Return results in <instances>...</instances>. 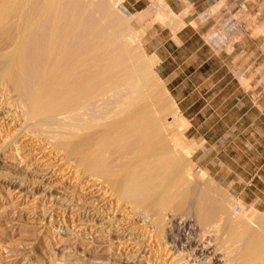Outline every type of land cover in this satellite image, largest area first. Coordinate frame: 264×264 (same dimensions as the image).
<instances>
[{
    "label": "rangeland",
    "instance_id": "obj_1",
    "mask_svg": "<svg viewBox=\"0 0 264 264\" xmlns=\"http://www.w3.org/2000/svg\"><path fill=\"white\" fill-rule=\"evenodd\" d=\"M94 1L119 17L128 29L127 35L132 41L136 40L133 42L134 50L138 57L143 58L139 57V61L149 64L155 81L152 91L159 87L162 89L159 88L165 102L164 110L167 109L165 115L175 117V130H180L175 132L179 143L176 161L179 159L180 167L177 174L184 175L185 170L188 171L192 179L187 182V187L191 185L188 188L206 195L203 205L207 210L203 215L208 219L199 223L195 218L197 220L193 222L199 223L202 231L208 228L205 233L209 231L213 237L209 244L218 250L212 248L211 252H217L216 256L222 253L219 259L228 256L217 264H236L237 245L229 243V231L225 230L241 225L247 227L250 219L264 217V211L253 210L237 202V188L227 186L229 181L236 179L235 164L231 161L233 151L224 161L223 152L227 146L234 148L237 141V109H234L237 105V81L228 83V80L233 75L237 77V65H241L240 73L247 77L253 72V64L257 63V73L264 75V0H237V9L236 3L231 1L228 5L232 13L235 11L233 19L231 13H220L217 16L220 25L212 28V20L199 19L195 31L187 29L184 32L185 43L182 46L177 45L179 43L174 36L179 28V18L168 10L167 4L159 1L152 4L156 8L151 12L128 16L121 10L120 0ZM202 4L200 7L208 5ZM144 6L145 3L140 4V7ZM166 25L169 31L162 28ZM253 55H256V60ZM250 56L252 58L249 59ZM251 85L255 91H264V81ZM259 96L262 98L264 95ZM259 100L264 101V98ZM4 114L10 116L11 113L5 108L0 110V264H216L213 254L210 255L212 260L205 255L192 262L186 257L190 254L188 248L179 253L171 250L166 238L178 235V230H175L178 226L171 225V221L179 217L183 220L185 214H180L184 212L175 209L174 213L173 207L167 208L168 211L160 210L161 214L156 215L159 209L157 212L156 207H152L151 199L152 203L148 201L151 207L146 202L143 209L142 204L135 208L136 205L133 207L97 197L85 185L86 179L79 180L73 172L67 175L65 167L73 165L71 160L69 163L66 160L65 165L50 161L44 165L39 156L30 154L34 146L32 139L10 141L12 128L2 124ZM163 135L160 133L158 137L162 145L154 143L150 146L165 149ZM203 140L214 148L211 157L215 161L214 167L221 169L225 165L220 174L227 180L222 184L196 164L198 155L195 152L201 150ZM186 152L188 158L185 157ZM177 178L175 184L179 181ZM179 188L184 187H177L180 192L183 189ZM154 214L156 217L153 218ZM162 214L166 215L165 220L161 218ZM187 217L194 220L198 216L190 213ZM158 218L164 220L162 225ZM218 225L223 234L219 228L214 231ZM210 229H214V233L211 234Z\"/></svg>",
    "mask_w": 264,
    "mask_h": 264
},
{
    "label": "bare ground",
    "instance_id": "obj_2",
    "mask_svg": "<svg viewBox=\"0 0 264 264\" xmlns=\"http://www.w3.org/2000/svg\"><path fill=\"white\" fill-rule=\"evenodd\" d=\"M127 30L114 12L94 0H0V110L11 113L4 114L2 124L12 128L10 141L32 139L30 154L42 164L71 160L67 175L86 179L87 188L103 200L138 208L151 199L159 209L156 215L175 207L174 213L184 212L181 216H198L173 219L178 235L166 239L174 252L188 248L192 262L213 254L217 264L224 256H216L213 243L211 252L213 237L205 233L208 228L198 227L208 219L203 215L206 195L187 187L188 171L177 174L175 132L180 130H175V117L165 115L162 89L152 91L150 66L139 61L136 40ZM160 133L163 150L150 146L162 145ZM176 176L184 187L180 192ZM247 225L225 230L229 243L237 245L236 264H264V217Z\"/></svg>",
    "mask_w": 264,
    "mask_h": 264
},
{
    "label": "crops",
    "instance_id": "obj_3",
    "mask_svg": "<svg viewBox=\"0 0 264 264\" xmlns=\"http://www.w3.org/2000/svg\"><path fill=\"white\" fill-rule=\"evenodd\" d=\"M159 1L167 4L168 10L179 18L177 23L179 28L174 33L179 46L185 43L183 40L184 32L187 29L195 31L199 26V19L212 20L213 24L210 27H217L220 25L217 22V16L220 13H231L233 19L232 14L235 11L232 13L228 5L231 1L236 3L235 9H237V0H120L119 6L125 15L133 16L137 13L151 12L156 8L152 4ZM142 3H145L143 8L140 7ZM202 3L208 5L200 7ZM173 4L178 5L173 6ZM185 11H187L186 14ZM162 28L169 31L167 25L162 26ZM143 42L147 43V41ZM230 55L232 54H228V56ZM253 59L256 60V55H253ZM240 66L237 65V77L233 75L228 80V83L237 81L235 88L237 105L234 107V109H237V141H235L234 148L227 146L223 152L224 161L228 157V153L233 151L234 157L231 161L235 164L233 170L236 179L235 181H229L227 186L237 188V202L253 210L264 211V101L259 100L264 98V96L262 98L259 96L264 95V91H255L253 90L254 86L251 85L264 81V75L257 73V63L253 64V72L247 77L240 73ZM243 83H249L250 85L244 86ZM229 112L227 111V113ZM193 143L195 142L193 141ZM202 143L201 150L195 152V155H198L196 164L201 171H205L218 184H222L227 180L226 176L220 174L225 165L221 169H216L213 164L215 161L211 158L214 148L206 140H203ZM195 145L197 146L196 143ZM216 154L219 155L220 153L216 152ZM191 158L193 160V155ZM200 163L202 164L200 165ZM237 210H240V207H237Z\"/></svg>",
    "mask_w": 264,
    "mask_h": 264
}]
</instances>
